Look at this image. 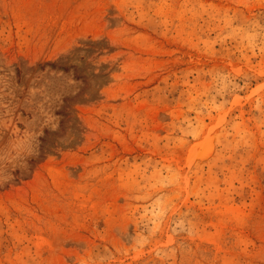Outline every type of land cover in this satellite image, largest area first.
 Instances as JSON below:
<instances>
[{
  "label": "rangeland",
  "instance_id": "374dc122",
  "mask_svg": "<svg viewBox=\"0 0 264 264\" xmlns=\"http://www.w3.org/2000/svg\"><path fill=\"white\" fill-rule=\"evenodd\" d=\"M0 264H264V0H0Z\"/></svg>",
  "mask_w": 264,
  "mask_h": 264
}]
</instances>
